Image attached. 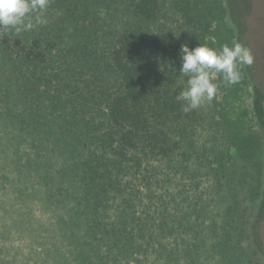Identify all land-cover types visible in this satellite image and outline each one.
I'll use <instances>...</instances> for the list:
<instances>
[{
  "label": "trees",
  "instance_id": "1",
  "mask_svg": "<svg viewBox=\"0 0 264 264\" xmlns=\"http://www.w3.org/2000/svg\"><path fill=\"white\" fill-rule=\"evenodd\" d=\"M115 1L94 0L89 15L86 0L63 10L83 39L75 49L60 45L62 16L0 32L25 101L14 108L8 92L0 95L12 104L0 110V189L19 204L17 228L36 207L48 213L60 243L53 248L68 264H264L254 211L263 88L242 66L238 84L213 77L208 104L185 114L176 99L188 79L179 72L182 45L236 42L223 1L124 0L121 10ZM71 51L72 64L45 76L42 68Z\"/></svg>",
  "mask_w": 264,
  "mask_h": 264
},
{
  "label": "rangeland",
  "instance_id": "2",
  "mask_svg": "<svg viewBox=\"0 0 264 264\" xmlns=\"http://www.w3.org/2000/svg\"><path fill=\"white\" fill-rule=\"evenodd\" d=\"M75 0H49L47 8L41 14L46 20L48 25L54 20V15L62 16L63 20L62 28H65L63 33V41L60 43L62 48L69 49V47L78 48L83 43V39L78 33L75 32L73 27L66 26V24L73 25L70 20L64 19L63 10L67 9V6L75 3ZM78 1V0H76ZM94 0H86L87 14L91 11L95 5ZM124 0L115 1L113 9L121 10V4ZM226 9V23L227 26L233 31L235 40L244 47L248 48L253 56V63L251 66L245 68L259 86L264 90V0H222ZM123 9V8H122ZM170 6L166 4L165 11L169 13ZM58 19H60L58 17ZM91 15L87 18L86 25L91 22ZM77 22L74 23V25ZM39 25H34V27ZM69 54V53H67ZM72 57L62 55L61 57H55L50 66L42 68L47 76L53 75V71H57L58 67H63L72 64ZM78 59V58H77ZM75 59V60H77ZM77 77L90 81L92 79L91 73L86 69L82 73L79 71V67L73 66ZM42 70L38 71L41 73ZM43 88H49V85H43ZM19 89V82L14 71L8 65L0 53V95L2 92L9 93V101L15 108L17 105L21 106L25 104L22 97L17 94ZM28 102L29 100L28 97ZM33 100V99H32ZM7 102H0V110L5 107H11L12 104ZM209 101H205L203 104H208ZM250 104L249 102L247 103ZM44 105L40 106V110H46ZM50 114V113H49ZM43 131H37L42 133ZM53 133L57 131H51ZM59 132V131H58ZM61 132V131H60ZM44 133V132H43ZM211 180L204 179L205 183V196L204 198H210L208 186ZM10 192V190H8ZM6 190L0 189V264H68L66 259L60 252H56L53 246H58L60 243L56 239L51 238V231L53 230V218L36 207L32 212L31 220L27 222L26 228H17L16 222L24 219L23 215L19 211V204L17 200L8 193ZM254 211L261 216L260 235L262 244L264 246V157H263V176H262V191L261 196L256 202ZM249 207V206H248ZM248 207H243V212L248 213ZM42 226L44 228L42 229ZM47 237V239H46ZM50 237V238H49ZM50 250V254H48Z\"/></svg>",
  "mask_w": 264,
  "mask_h": 264
},
{
  "label": "clouds",
  "instance_id": "3",
  "mask_svg": "<svg viewBox=\"0 0 264 264\" xmlns=\"http://www.w3.org/2000/svg\"><path fill=\"white\" fill-rule=\"evenodd\" d=\"M49 0H0V32L7 34L31 31L34 25L46 24L41 15ZM179 72L188 77L186 88L177 96L182 101L181 111L185 114L211 101L218 89L213 77L219 76L229 86L242 79L241 67L251 66L253 56L240 43L223 44L219 48L199 45L190 49L182 45Z\"/></svg>",
  "mask_w": 264,
  "mask_h": 264
}]
</instances>
